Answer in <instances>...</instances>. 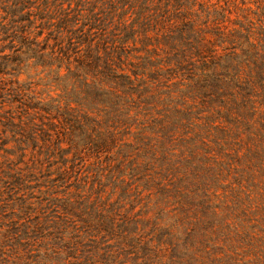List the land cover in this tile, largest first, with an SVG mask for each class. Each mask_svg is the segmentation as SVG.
I'll return each mask as SVG.
<instances>
[{
  "label": "trees",
  "instance_id": "trees-1",
  "mask_svg": "<svg viewBox=\"0 0 264 264\" xmlns=\"http://www.w3.org/2000/svg\"><path fill=\"white\" fill-rule=\"evenodd\" d=\"M0 264H264V0H0Z\"/></svg>",
  "mask_w": 264,
  "mask_h": 264
},
{
  "label": "rangeland",
  "instance_id": "rangeland-1",
  "mask_svg": "<svg viewBox=\"0 0 264 264\" xmlns=\"http://www.w3.org/2000/svg\"><path fill=\"white\" fill-rule=\"evenodd\" d=\"M212 1H215V0H212ZM235 1L239 3V0H235ZM34 90H35L36 93L40 94V96H44V86L35 85L34 86Z\"/></svg>",
  "mask_w": 264,
  "mask_h": 264
}]
</instances>
